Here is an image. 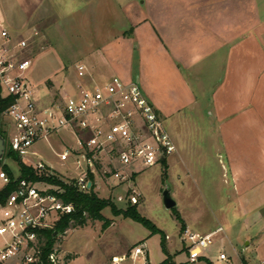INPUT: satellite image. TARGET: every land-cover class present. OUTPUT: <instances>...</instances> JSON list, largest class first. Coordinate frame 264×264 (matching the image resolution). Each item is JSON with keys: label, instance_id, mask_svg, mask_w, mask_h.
Segmentation results:
<instances>
[{"label": "rangeland", "instance_id": "1", "mask_svg": "<svg viewBox=\"0 0 264 264\" xmlns=\"http://www.w3.org/2000/svg\"><path fill=\"white\" fill-rule=\"evenodd\" d=\"M24 1L0 0V24H5L6 21L15 24L20 22L24 15ZM137 1L54 0L61 12L57 24H30L23 34L16 32L10 35L14 43L26 40L27 47L21 56L31 62L28 80L39 107L59 106L72 93L75 83L79 80L88 82L87 74L83 78L78 77L77 65H84L93 75L94 70H98L100 66L108 70L113 69L116 62L123 57L119 54L116 59L117 54H114L108 59L105 55L116 45V35L119 32H129L132 28L126 15L133 7L140 8L139 3L143 0ZM135 2L137 3L134 6ZM223 5H228L225 14L229 18H235L236 15L239 18V12L243 10L244 22L261 21L251 30V35L254 36L255 32L264 29L262 25L264 0H244L242 6L232 12L229 11L231 8L229 4ZM173 7L172 10L175 8ZM201 12L204 11L201 9ZM220 12L213 11L206 21L217 20L216 18L221 17ZM29 13L33 20L35 15L33 5L29 7ZM200 15L203 16L201 13ZM205 26L206 24L198 26L202 33L206 31ZM199 36L200 34L197 37L201 38ZM135 48L134 46L132 71L138 73L141 53ZM218 54L220 53L217 52L215 56L213 53L209 54L205 61L189 69L177 68L175 65L174 70L166 67L161 69L154 67L152 70L153 74L162 77L163 83L172 78L175 83L171 84H177L178 87L176 91L170 92L165 91L167 88L162 85L166 93L158 91L155 94H159L160 97L159 106H156L158 115L176 149L165 162L151 168H136L134 172L128 174V179L119 182L110 179L107 156H103L101 160L104 166H97L100 171L98 170L94 176L93 190L96 197L111 202L120 211L135 206L137 214L149 221L159 233L153 234L142 224L121 215L115 217L109 208H105L100 211L103 217L101 221L87 218L83 226L72 225L65 233L56 236L54 243L60 246L67 258L65 264H112L113 257L127 256L141 244L146 247L145 257L149 264H161L167 256L171 258L173 264H189L186 243L183 242L184 229L181 230L182 226L177 216L182 224L185 223L189 229L200 233H211L221 228L213 234L209 247L202 252V258L193 264H226L218 260L220 254H225L230 259L228 264H240V259L246 257L244 244L248 239L240 222L242 215L238 214L228 201L231 174L225 173L226 159L217 151L223 150L221 139L209 116V112H212L211 94L208 91L201 93L200 89V83L203 84L202 88L207 90L211 84L214 85L216 79H220L221 70L217 78V68H210L213 56L216 57ZM151 55L148 54V57ZM97 81L104 84L112 81V78ZM183 81L191 89L190 93H180ZM93 87L92 85L90 88ZM143 90L144 94L151 96L149 89ZM0 95L4 98L6 92L1 90ZM149 95L148 99L151 98ZM161 101L164 108H160ZM179 104L183 105L182 108H179ZM167 112H172L173 115L167 116ZM12 133L13 125L3 113L0 118V135L5 138L7 148ZM75 148L76 139L62 131L49 138L47 142L33 146L31 150L52 167L50 172H36L37 177H50L64 186H73L74 180L79 177L85 166L71 158L67 162H61L58 156L66 149ZM5 153L0 162V173L8 170L14 178H18L20 176L18 164L5 157ZM32 159L20 160L25 166L32 168L35 163ZM38 187L63 193V190L55 185L38 182ZM3 188L0 180V190ZM131 190H135L138 195L136 204L119 202L120 197L132 194ZM164 192H167L175 202V208L167 210L164 207L162 200ZM121 264H142V260L140 258L132 263L126 259Z\"/></svg>", "mask_w": 264, "mask_h": 264}, {"label": "crops", "instance_id": "2", "mask_svg": "<svg viewBox=\"0 0 264 264\" xmlns=\"http://www.w3.org/2000/svg\"><path fill=\"white\" fill-rule=\"evenodd\" d=\"M24 2L21 21L17 24L6 21L5 24H0V31L5 30L11 36L16 32L23 34L30 24H57L61 17L54 0ZM224 3L231 6L229 11L232 12L241 7L244 0L141 1L140 8L133 7L126 15L132 28L129 32H119L115 37L116 45L105 55L108 58L117 54L118 59L120 54L123 58L116 62L112 70L100 66L98 70H94V75L87 70L88 82L79 80L73 85L72 92L79 87L89 89L92 85L103 86L106 83L101 84L97 80L104 78L119 79L125 84L135 82L143 94V88L149 89L151 96L148 95L151 98L148 99L146 93L145 97L158 113L160 97L155 94L158 91H176L178 87L177 84H171L175 83L172 78L163 83L162 77L153 74L154 67L174 70L176 65L177 68L189 69L205 61L209 54L213 53L215 56L219 52L218 56H213L210 68H217V78L221 70L220 79H216L214 85L211 84L207 90L200 83V89L201 93L208 91L211 94L212 112H209V116L223 147V150L217 151L226 159L225 173L231 174L228 201L242 215L240 222L248 239L244 244L247 255L240 259V264H264V29L251 35V30L261 21L244 22L243 10H240L239 18L237 15L229 18L225 14L228 5L224 6ZM31 5L35 10L33 20L29 13ZM171 6L175 8L172 10ZM217 10L221 11V17L206 21ZM199 24H206L204 33L198 28ZM198 34L201 38L197 37ZM134 46L141 53L138 73L132 71ZM148 54L152 55L148 57ZM159 58L162 59L159 61ZM162 85L167 90L163 91ZM180 90L184 94L191 91L184 81ZM160 104V108H164L163 101ZM182 106L179 104V108ZM171 113L167 112L166 115H173ZM41 160L47 164L42 157ZM183 226L184 230L188 229L201 236L213 235L221 230L219 228L204 234L189 229L185 223ZM2 246L0 238V249Z\"/></svg>", "mask_w": 264, "mask_h": 264}, {"label": "built area", "instance_id": "3", "mask_svg": "<svg viewBox=\"0 0 264 264\" xmlns=\"http://www.w3.org/2000/svg\"><path fill=\"white\" fill-rule=\"evenodd\" d=\"M0 38V89L6 92L4 98L11 100L4 113L14 129L8 148L5 141V150L14 152L22 160L33 158L35 172H50L52 167L45 164L32 147L47 142L61 131L76 139V148L66 149L58 157L61 162L71 158L85 166L72 184L82 193L95 186L94 176L100 171L97 166H104L103 156L108 157L110 179L119 182L128 179V174L136 168L154 167L175 152L160 116L137 83L125 84L112 79L92 89L79 87L59 106L41 108L28 80L31 62L21 56L27 47L26 40L14 43L5 30L0 31ZM76 72L83 78L87 69L77 65ZM0 180L4 186L10 182L5 172L0 173ZM131 193L120 197L119 202L136 204L138 195L135 190ZM73 212V206L64 204L56 191L39 188L38 182L28 179L18 181L15 190L0 206L3 242L0 264H65L67 258L58 244L47 248L45 234L53 230L62 216ZM183 234L188 262L193 264L202 258L213 235L201 236L188 230ZM145 254L146 247L141 244L129 255L113 258L112 264H121L126 259L135 263L140 258L142 264H147ZM218 260L230 262L225 254H220Z\"/></svg>", "mask_w": 264, "mask_h": 264}, {"label": "trees", "instance_id": "4", "mask_svg": "<svg viewBox=\"0 0 264 264\" xmlns=\"http://www.w3.org/2000/svg\"><path fill=\"white\" fill-rule=\"evenodd\" d=\"M1 92V89H0ZM11 100L9 98H2L0 95V118L6 109L10 106ZM3 137V136H2ZM4 138V137H3ZM5 139V138H4ZM5 157L12 159L18 164L20 176L15 180L12 174L5 170L6 175L9 177L10 182L8 185L4 186L2 190H0V206H2L6 200V198L15 190L16 184L21 179H31L34 182H42L45 184L55 185L60 187L63 190V193H58L60 198L62 199L64 204L72 205L74 208V212L70 215H64L61 219L56 223L55 228L53 230L48 231L45 234L46 237V246L49 249L55 242L57 235H62L65 233L67 229H69L72 225H80L83 226L87 220V218L91 220L101 221L103 217L100 215V211L109 208L112 215L117 217L119 215L123 216L126 219H130L134 222L140 223L146 228L150 230L151 233H159V231L146 219L139 216L136 212L135 206H129L127 210L120 211L115 208V206L110 202L100 200L93 193L94 187H92L87 193L79 192L74 186H64L61 182L55 181L50 177H37L36 172L24 164H22L19 156L14 152L6 149ZM3 160V159H2ZM0 160V162L2 161ZM165 162L162 160L161 163ZM1 164V163H0ZM166 173L163 172V177H165ZM91 180H93V176H89ZM177 219L181 223V230L184 229V226L177 216ZM162 249L164 247L162 246ZM165 251V249L163 250ZM147 264H149L147 259ZM161 264H173L171 258L169 256Z\"/></svg>", "mask_w": 264, "mask_h": 264}, {"label": "water", "instance_id": "5", "mask_svg": "<svg viewBox=\"0 0 264 264\" xmlns=\"http://www.w3.org/2000/svg\"><path fill=\"white\" fill-rule=\"evenodd\" d=\"M5 153V139L0 135V160L3 159ZM90 187V184L88 185V188ZM163 205L167 210H171L175 208V202L170 198L169 194L167 192L163 193L162 196Z\"/></svg>", "mask_w": 264, "mask_h": 264}]
</instances>
